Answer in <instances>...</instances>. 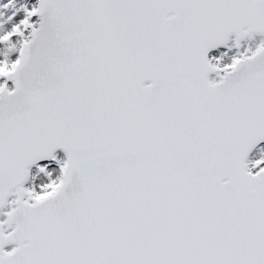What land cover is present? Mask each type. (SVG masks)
Listing matches in <instances>:
<instances>
[{
	"label": "snow or ice",
	"instance_id": "1",
	"mask_svg": "<svg viewBox=\"0 0 264 264\" xmlns=\"http://www.w3.org/2000/svg\"><path fill=\"white\" fill-rule=\"evenodd\" d=\"M0 264H264V0H0Z\"/></svg>",
	"mask_w": 264,
	"mask_h": 264
}]
</instances>
